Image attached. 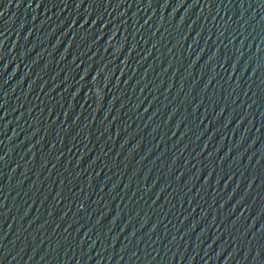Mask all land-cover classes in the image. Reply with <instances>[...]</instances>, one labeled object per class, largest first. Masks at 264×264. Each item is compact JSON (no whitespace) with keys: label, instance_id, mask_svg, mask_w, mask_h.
Masks as SVG:
<instances>
[{"label":"water","instance_id":"95a60500","mask_svg":"<svg viewBox=\"0 0 264 264\" xmlns=\"http://www.w3.org/2000/svg\"><path fill=\"white\" fill-rule=\"evenodd\" d=\"M0 264H264V0H0Z\"/></svg>","mask_w":264,"mask_h":264}]
</instances>
